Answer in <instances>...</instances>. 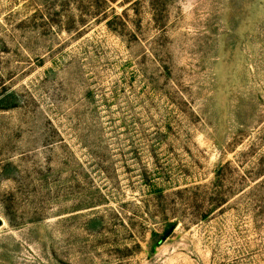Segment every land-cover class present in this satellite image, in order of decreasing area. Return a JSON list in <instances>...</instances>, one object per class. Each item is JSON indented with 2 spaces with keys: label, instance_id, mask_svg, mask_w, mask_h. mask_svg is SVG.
I'll list each match as a JSON object with an SVG mask.
<instances>
[{
  "label": "rangeland",
  "instance_id": "obj_1",
  "mask_svg": "<svg viewBox=\"0 0 264 264\" xmlns=\"http://www.w3.org/2000/svg\"><path fill=\"white\" fill-rule=\"evenodd\" d=\"M10 95L0 264H264V0H0Z\"/></svg>",
  "mask_w": 264,
  "mask_h": 264
},
{
  "label": "trees",
  "instance_id": "obj_2",
  "mask_svg": "<svg viewBox=\"0 0 264 264\" xmlns=\"http://www.w3.org/2000/svg\"><path fill=\"white\" fill-rule=\"evenodd\" d=\"M42 5L43 4H46L47 0H38ZM6 97V96H5ZM3 97L1 100H0V110H9V109H12L14 107H16L13 103H16V99L14 98L13 95H10L9 97L5 98ZM14 101V102H13ZM162 195V194H160ZM174 231V227L173 225H169L167 226V229L165 230L164 234H162V236H160L159 234H155V237H157L158 239H162V238H165V237H168L170 234H172Z\"/></svg>",
  "mask_w": 264,
  "mask_h": 264
}]
</instances>
